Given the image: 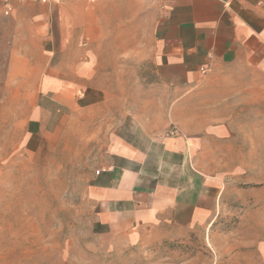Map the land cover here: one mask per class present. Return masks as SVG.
<instances>
[{
  "label": "crops",
  "instance_id": "0c3cea01",
  "mask_svg": "<svg viewBox=\"0 0 264 264\" xmlns=\"http://www.w3.org/2000/svg\"><path fill=\"white\" fill-rule=\"evenodd\" d=\"M134 1L0 0L6 52L0 121L8 105H17L12 118L35 137L61 109L105 102L100 91L78 89L95 72L88 49L77 46L63 24L71 23L77 7L78 22L86 25L105 22L104 7L113 8L117 19L134 15ZM143 9L154 24L152 75L137 86L133 81L131 87L143 90L139 107L117 123L109 162L87 190L99 232L131 245L182 237L209 227L217 216L219 186L201 169L195 126H186L201 117L185 105L216 92H209L212 87L228 86L224 93L239 90L247 98L264 89V0H143ZM172 128L176 134L167 136ZM258 251L264 264V242Z\"/></svg>",
  "mask_w": 264,
  "mask_h": 264
},
{
  "label": "rangeland",
  "instance_id": "374dc122",
  "mask_svg": "<svg viewBox=\"0 0 264 264\" xmlns=\"http://www.w3.org/2000/svg\"><path fill=\"white\" fill-rule=\"evenodd\" d=\"M134 4V15L117 19L113 8L104 7L105 22L88 25L78 22L79 8H73L71 23L63 24L73 42L88 49L95 72L94 80L78 89L100 91L105 102L61 109L35 137L12 118L17 105H8L12 108L0 121V264H263L258 247L264 242V89L247 98L239 90L224 93L228 86L212 87L209 92H216L185 105L200 114L196 124L186 120V126H195L201 169L220 190L209 227L138 245L103 236L96 228L88 187L109 162L117 123L139 107L143 90L131 87L133 81L137 86L152 75L154 24L143 0Z\"/></svg>",
  "mask_w": 264,
  "mask_h": 264
},
{
  "label": "built area",
  "instance_id": "2783aa9c",
  "mask_svg": "<svg viewBox=\"0 0 264 264\" xmlns=\"http://www.w3.org/2000/svg\"><path fill=\"white\" fill-rule=\"evenodd\" d=\"M43 1H45V0H43ZM47 2H49V1H52V0H46ZM176 134V131L175 130H171V131H169L168 133H167V136H172V135H175ZM98 173V172H97Z\"/></svg>",
  "mask_w": 264,
  "mask_h": 264
}]
</instances>
